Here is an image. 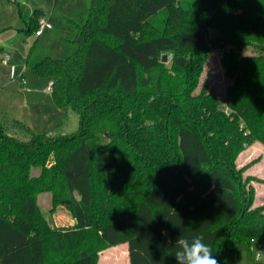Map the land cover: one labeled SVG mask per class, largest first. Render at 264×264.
I'll list each match as a JSON object with an SVG mask.
<instances>
[{
	"label": "trees",
	"instance_id": "16d2710c",
	"mask_svg": "<svg viewBox=\"0 0 264 264\" xmlns=\"http://www.w3.org/2000/svg\"><path fill=\"white\" fill-rule=\"evenodd\" d=\"M43 16L27 22V66L54 80L56 106L80 127L37 134L15 121L22 139L0 121V264H98L124 243L130 264H176L180 236H199L218 264L239 251L264 264L251 257L264 205L235 163L264 143V0H54L37 35ZM214 50L225 98L194 95ZM45 191L69 199L73 228L51 226L37 204Z\"/></svg>",
	"mask_w": 264,
	"mask_h": 264
},
{
	"label": "rangeland",
	"instance_id": "374dc122",
	"mask_svg": "<svg viewBox=\"0 0 264 264\" xmlns=\"http://www.w3.org/2000/svg\"><path fill=\"white\" fill-rule=\"evenodd\" d=\"M53 6L54 0H0V44L2 45L0 47V121L7 133L22 139H28L29 135L19 128L15 121L24 123L37 134H72L77 132L80 127V119L77 116L75 129L73 127L68 132L56 130L59 125L64 128L74 126L67 109H64L63 119L59 118L57 120L58 118L55 119L54 116H49L48 114L49 121L38 119L39 121H33L34 127L31 126L27 120H33L29 113L35 109L33 106L37 107L33 102L36 99L54 102L52 95L43 93L42 88L44 87L40 86V83L47 81L46 79L48 78L39 77L28 68L25 70L24 81L20 80L19 74L11 78L9 75V67L13 62L19 60L18 63H20L21 68L25 66V54L36 39L34 32L27 31L26 22L30 20L35 10L41 9L48 15L52 12ZM6 54L12 57L9 66L2 64ZM223 54V50H214L211 53L208 62L204 66L194 95H198L205 88L208 93L225 98L231 80L225 74L222 64ZM242 54L252 56L256 55L257 52L252 47H248ZM170 66L171 64L168 63V67ZM28 86L33 89H31L32 93L30 91L27 92ZM74 113L77 115V112L74 111ZM106 141L104 139L103 143ZM53 163L54 158L51 157L48 164L51 166ZM235 163L237 169L241 171L242 177L249 179L250 185L255 189L256 194L253 206L264 205V143L256 140L246 145L238 154ZM40 172V168H34L32 176H38ZM74 198H79L76 193ZM37 204L52 227L59 229H71L74 227L76 220L70 210L71 202L69 199L58 204L54 201V193L45 191L38 195ZM258 251H264V239H259L252 243L251 257L254 261L257 260ZM248 256L249 254L246 251L237 252L236 264H248ZM259 261L264 262V256ZM98 264H129V261L124 248L110 247L101 251Z\"/></svg>",
	"mask_w": 264,
	"mask_h": 264
},
{
	"label": "crops",
	"instance_id": "0c3cea01",
	"mask_svg": "<svg viewBox=\"0 0 264 264\" xmlns=\"http://www.w3.org/2000/svg\"><path fill=\"white\" fill-rule=\"evenodd\" d=\"M41 10V9H40ZM43 11V10H42ZM44 12V11H43ZM51 14V13H50ZM50 14H48V15H46L45 14V16H43V17H47V18H49V15ZM26 24H27V22H26ZM36 39H37V36H36ZM36 39H35V41H36ZM35 41H34V43H35ZM34 43L29 47V50H28V52L25 54V60L27 61V57H28V54H29V52H30V50H31V48L33 47V45H34ZM2 45L0 44V47H1ZM27 49V48H26ZM8 55V54H7ZM10 56V55H9ZM12 61V57L10 56V59H9V61H7V62H5L4 61V58H3V60H2V64L3 65H5V66H9V64H10V62ZM19 61V60H18ZM18 61H15V62H13L11 65H10V67H9V75H10V78L11 77H13V76H17L18 74H19V78H20V80L21 81H24V77H25V70L28 68V69H30L28 66H27V62H26V64H25V66L23 67V68H21V66H20V63H18ZM31 70V69H30ZM32 71V70H31ZM34 73V72H33ZM35 74V73H34ZM36 75V74H35ZM47 81H43L42 83H40V86H42V87H44V88H42V91H43V93H50L51 95H52V92H49V91H47V86H48V83L52 80V78H48V79H46ZM31 87L30 86H28V88H27V92H29L30 91V93H32V91H31ZM33 90V89H32ZM33 104L34 105H37V107H35V106H33L34 108V110H31L29 113H30V116H31V118H33V120L32 119H29V120H27V122L31 125V126H33L34 127V122L33 121H39L38 119H44V121H49V116L51 115V116H54V118L55 119H57V120H59V118L61 119H63V115L62 114H64V109H66V108H59V107H57L56 106V104H54V102L52 101V102H48V101H46V100H38V99H36L35 100V102H33ZM46 109V110H45ZM34 111V112H33ZM33 112V113H32ZM67 112H69V114H70V119H71V121H73L72 122V125H74V126H72V127H63V126H61V125H59L57 128H56V130L57 131H66V132H68V131H70V129L71 128H73V129H75V127H76V123H75V120L77 121V116L78 115H76V113H74V111L72 110V109H67ZM48 114H49V116H48ZM72 114V115H71ZM70 121V122H71ZM255 242V241H254ZM111 248H124V250H125V252H126V254H127V257H128V261H129V264H130V256H129V247H128V244L127 243H124V244H121V245H119V246H115V247H111Z\"/></svg>",
	"mask_w": 264,
	"mask_h": 264
},
{
	"label": "clouds",
	"instance_id": "9594fccd",
	"mask_svg": "<svg viewBox=\"0 0 264 264\" xmlns=\"http://www.w3.org/2000/svg\"><path fill=\"white\" fill-rule=\"evenodd\" d=\"M163 235H167V233L165 232ZM176 245L174 252L176 264H218L211 247L199 236H194L191 239L180 236ZM262 256H264V251H258L256 259L260 260Z\"/></svg>",
	"mask_w": 264,
	"mask_h": 264
},
{
	"label": "built area",
	"instance_id": "2783aa9c",
	"mask_svg": "<svg viewBox=\"0 0 264 264\" xmlns=\"http://www.w3.org/2000/svg\"><path fill=\"white\" fill-rule=\"evenodd\" d=\"M39 24H40V28H39V30L37 31V35H41L42 32L44 31V29H46V28H50V27H51V24H50V22H49V20H48L47 17H41V18H40V21H39ZM9 59H10V56L6 54V55L4 56V61L7 62V61H9ZM54 84H55V83H54V80H51V81L48 83L47 91L52 92L53 87H54Z\"/></svg>",
	"mask_w": 264,
	"mask_h": 264
},
{
	"label": "water",
	"instance_id": "95a60500",
	"mask_svg": "<svg viewBox=\"0 0 264 264\" xmlns=\"http://www.w3.org/2000/svg\"><path fill=\"white\" fill-rule=\"evenodd\" d=\"M162 61H163L164 63H166V62L168 61V56H167V55H164Z\"/></svg>",
	"mask_w": 264,
	"mask_h": 264
}]
</instances>
